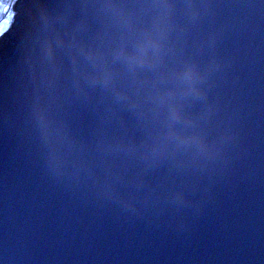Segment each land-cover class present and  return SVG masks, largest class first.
<instances>
[{"label":"water","instance_id":"95a60500","mask_svg":"<svg viewBox=\"0 0 264 264\" xmlns=\"http://www.w3.org/2000/svg\"><path fill=\"white\" fill-rule=\"evenodd\" d=\"M13 8L0 264H264V0Z\"/></svg>","mask_w":264,"mask_h":264},{"label":"rangeland","instance_id":"374dc122","mask_svg":"<svg viewBox=\"0 0 264 264\" xmlns=\"http://www.w3.org/2000/svg\"><path fill=\"white\" fill-rule=\"evenodd\" d=\"M16 0H0V35L12 24L15 15L13 4Z\"/></svg>","mask_w":264,"mask_h":264}]
</instances>
